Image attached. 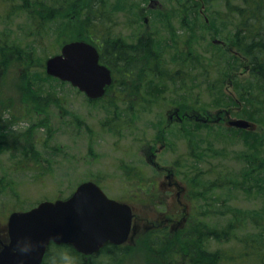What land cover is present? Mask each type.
<instances>
[{"label": "rangeland", "instance_id": "374dc122", "mask_svg": "<svg viewBox=\"0 0 264 264\" xmlns=\"http://www.w3.org/2000/svg\"><path fill=\"white\" fill-rule=\"evenodd\" d=\"M188 1L202 5L198 17L181 12L179 3L183 0H104L98 5L99 13L93 10L95 3L72 1L78 8L89 9L84 10L72 29H66L62 38L56 33V23L37 34L36 22L28 15L32 9L0 17V236L4 242L9 240L8 221L13 212L30 210L42 201L68 199L80 184L92 181L109 197L133 209V231L124 249L127 253L121 251L118 264H174L171 255L158 257V261L155 252L148 250V231H162L171 245L175 236H181L186 227L198 220L221 236L210 240L207 251H222L226 259L222 264H264V155L254 157L257 166L263 168V176L257 173L252 180L244 181L245 187L242 183V173L253 167L249 152L264 151V147L259 149L255 143L250 146L256 149L245 147L240 136L227 131L230 121L243 119L239 117L243 107L235 79L241 80L239 86L250 88L244 80L250 78L251 68L247 59L238 55L243 65L238 68L233 63L227 67L229 78H225L220 67H211L208 71L212 78L199 80L202 87H194L198 84L193 81L196 69L202 65L196 68L192 60L187 70V64L175 57L177 48L181 54H201L208 61L217 55L209 46L210 41L233 53L236 50L224 40L226 37L215 31L214 35L209 26L207 29V23L212 25V13L206 11L204 0ZM86 15L98 16L109 39L133 46L140 41L137 56H145L146 60L145 65L139 59L133 61L137 72L129 83L126 68L119 65L118 80L98 102H91L71 84H62L46 74L47 61L60 54L66 42L89 39L90 21L85 20ZM81 22L85 28L76 29ZM190 35L198 40L183 50ZM174 40H179L181 47ZM190 47L195 51L188 50ZM181 68L189 72L187 82L181 73L177 74ZM154 72L159 79H154ZM223 79L225 94L236 105L200 110L213 102L206 88L201 89L207 84L219 85ZM180 86H185V90L179 91ZM28 89L36 94L34 103L26 101L23 92ZM179 97L189 105L176 101ZM196 103L201 104L198 115L210 117V123L187 119L168 128L170 110L182 104L187 108L182 112L191 115L196 113ZM249 121L251 127L244 131L264 133L263 126ZM187 130L199 145L195 153L205 154L198 163L192 160L194 169L192 161L185 157L182 167L175 165L176 153L189 150L183 133ZM209 143L214 144L210 150ZM162 146L165 149L160 151ZM27 147L32 150L26 151ZM150 150L159 152L158 163L173 169L177 179H168L165 171L148 165ZM193 172L200 174L212 190L209 197L215 206L209 217L200 218L202 209L190 201L187 184ZM236 219H241V224Z\"/></svg>", "mask_w": 264, "mask_h": 264}, {"label": "trees", "instance_id": "16d2710c", "mask_svg": "<svg viewBox=\"0 0 264 264\" xmlns=\"http://www.w3.org/2000/svg\"><path fill=\"white\" fill-rule=\"evenodd\" d=\"M72 1L74 2V4H77L80 0H0V17L7 18L10 15L15 14L20 9H32V11L28 13V15L32 18V21L36 22L35 30L37 34L48 31L47 27L50 24L56 23L58 24L59 28V31H57L56 33L59 32V37L62 38V36L67 33L66 29H72L73 25L76 23L75 21L79 20V16L83 14L84 10L88 11L89 9L87 7L78 8V6H74L73 3H70ZM87 1L88 4L95 3L97 5L93 6L94 11H98V13L99 11H101L100 9L98 10V5L102 4L104 0ZM202 4L204 7H206V11H210L212 13L210 17L212 25H209L208 23L206 24V27L209 26L211 29L209 27L207 29L213 31V33L215 31V33L220 36L226 37L224 40L229 42L230 45L235 48V53H233L229 48L224 47L223 45H215L210 41L209 46L217 53L213 60L208 61L201 54H181L179 52V48L176 49L175 57L177 56V59L179 61L185 62L187 64V70L189 64L192 63V60L196 68L199 65H202L198 67L195 72L196 76L193 81L194 83L198 82V84H194V87L196 88L202 87L199 80L206 81L212 78L211 74H209L208 71V69H210L211 67L212 70L213 67L214 69L220 67L225 74V78H229L230 71L228 68L230 65L237 64L238 68L243 65V61L238 55L246 58L248 61V65H250L251 68V76L246 81L244 80V82L249 83L251 87L245 88L243 86L245 84L239 86L241 80H239L237 76V78L235 79V90L238 94L240 105H242L243 107L240 111L239 117L251 120L264 127V0H204ZM70 6L73 7L70 8ZM99 7L101 8V6ZM201 7L202 5L200 3L195 2L193 4L192 1V3L190 4L188 0H183V2L179 3L181 12L192 13L191 15L194 14L197 17L200 14L199 9ZM87 19L90 21V23L88 24L89 28L99 29L100 33L94 34L95 36H91L89 34V39L82 38V40L90 41L91 38H101L104 41L105 45V56L103 59L104 62H108L112 66L113 64L118 63L119 65H122L124 68H126V76L131 78L135 77L133 76V74H136L137 70L135 69L136 65L135 63H133V61H137L139 59V61H141L143 65H145L146 62V60H144L145 56H137V48H141L140 45L142 43H140V45L138 46L140 42L139 41L136 46H133L127 45L126 42H123L119 39H109L108 32L107 34H103L106 28L104 27L103 22H98V16L95 15L93 17H89L88 15H86L85 20ZM56 21H58V23ZM67 22H69V26L67 25ZM186 27L190 28V22ZM83 28H85V26L82 24V22L78 25V27H76V29L79 30H82ZM189 38H191V35L187 37L183 47L180 46L179 40H174V43L184 50L186 45L193 46V42H196L198 40L195 37L191 38L189 42ZM191 49L195 51V49L192 47L188 48V50ZM157 58H159V55H157ZM238 62H240L241 64L239 65ZM155 63L157 64L156 61ZM137 69H140V66H138ZM179 73L183 75V81L187 82L185 81V79L187 78L186 76L189 75V72L184 68H181V70H179L177 74ZM154 74V79H159L155 78L159 77L156 72H154ZM224 81L225 80L223 79L219 83V85L215 83L207 84L204 88L201 89L202 91H205L206 88L207 93L213 102L208 103L207 106H202V108L201 104L196 103L194 107V112H196L194 113V117L197 116L196 114L199 111V107L201 108L200 110H207L208 108L220 109L236 105L234 103V100L227 94H225L224 88L226 83L224 84ZM151 84L155 85L156 88L158 87V85L154 82H152ZM178 90L184 91L185 86L178 87ZM154 91L158 93L157 90L154 89ZM148 93L151 94L150 91ZM23 94L25 95L27 102H35L34 100L36 99V94L31 91V89L23 92ZM159 94L165 95L166 92H159ZM176 101L189 105L188 101L182 97H179V100ZM179 107L181 108V111L183 109H187L182 104H180ZM219 130L220 134L224 137V133L221 131V129ZM227 131L232 134L234 132L235 134L240 136L243 142L246 144L245 147L253 148V146L250 145L254 143L258 144L259 149L264 147V133H256L255 135L251 132H247L244 130H234L233 128H230L229 130L227 129ZM183 133L184 138L187 140L186 148H188L189 150L180 152L182 154L180 160L181 162L186 163V161L183 160L184 157L187 159L193 157L194 161L198 163L201 157H205V154L195 153L199 149V145L196 142V138L193 137L189 130ZM210 146H214V144L209 143V146L207 147L208 150L211 149ZM28 150H32V147H27L26 151ZM249 153L253 157V159L254 157L260 158L261 155H264V151ZM248 159L250 160L249 163L252 164L253 167L245 170L242 173L244 177L242 182L243 187L246 186V183L244 181L252 180L257 175V173L259 177L263 176V168L257 166L255 159L254 161H252L250 158ZM195 174L196 177H194L192 180H189L190 182L194 183L197 186L200 182L205 181L202 177L197 175L198 173ZM207 189L208 190L206 191V195H210L212 190L208 185ZM211 201L213 202V197H211ZM207 204V210L202 213L204 217H209L210 209L215 206V204L211 202ZM241 222V219H236V223L241 224ZM191 231L192 229L187 227L186 230L181 233V236H175L171 240L172 244L170 245L167 242V236H163L165 234L162 231L149 230L148 232L151 237L148 240L146 246L148 247V250H150L151 252H155L154 257L157 258L158 261H160L158 257L167 258V255H171V259L174 264H177L183 258H192L194 255H196L195 257H193V259L195 260L191 261L190 264H222V261L226 260H224L225 255L222 251L216 253H211V249L207 251L210 240L213 238L218 239L221 237L216 232L210 229V225L200 220L199 225L195 226V231L197 233H193L192 235ZM168 247L169 250L167 249ZM125 248L126 246L118 247L108 244L97 254L85 256L78 253L74 250L73 247L68 245H51L48 248L43 264H118V257L120 254H122L121 251H123L124 254L127 253V251H124ZM167 252H169V254Z\"/></svg>", "mask_w": 264, "mask_h": 264}, {"label": "water", "instance_id": "95a60500", "mask_svg": "<svg viewBox=\"0 0 264 264\" xmlns=\"http://www.w3.org/2000/svg\"><path fill=\"white\" fill-rule=\"evenodd\" d=\"M46 71L70 82L91 99L101 98L112 83L110 70L99 64L97 50L80 41L65 45L61 54L50 58ZM178 112L176 109L174 114L178 116ZM229 125L251 127L244 119ZM133 218L130 205L110 199L95 183L84 182L69 199L44 201L26 212L12 213L9 243L0 251V264H42L51 244L69 245L84 255L96 254L108 244L126 243Z\"/></svg>", "mask_w": 264, "mask_h": 264}, {"label": "flooded vegetation", "instance_id": "af4514ba", "mask_svg": "<svg viewBox=\"0 0 264 264\" xmlns=\"http://www.w3.org/2000/svg\"><path fill=\"white\" fill-rule=\"evenodd\" d=\"M97 33H100L99 32V29H89V34L91 35V36H95L94 34H97ZM103 34H107V32H103ZM105 37H106V35H105ZM90 41H92V42H94V43H96V47L98 48V50H99V52H100V54H103V50L105 49V45H104V41L100 38H98V37H96V38H94V39H90ZM103 62V61H102ZM104 63V62H103ZM110 69H111V72H112V76H113V82H112V84L109 86V87H107V89H106V91H105V94H104V96H103V98L102 99H104L105 97H106V95H107V93H108V91L115 85V83H116V80H118V74H119V68H120V66H119V64L117 63V64H113V66L111 65V64H109L108 62L107 63H105ZM117 68H118V70H117ZM133 76H135V74H133ZM125 77H126V79H127V81H126V83H129V79L131 78V77H128V76H126L125 75ZM132 79H135V77H133ZM49 97H50V95L46 98V99H49ZM176 109H178V108H175L174 110H170L169 111V118H168V122H170V120H171V122L173 121V119H174V111L176 110ZM181 109V108H180ZM172 111H173V113H172ZM180 112V111H179ZM188 115V114H187ZM182 120V119H181ZM165 149V146H162V148L160 149V151L161 150H164ZM158 153L159 152H153V151H151L150 150V153H148L147 154V161L148 162H151L150 164L148 163V165L150 166V167H152V168H154V169H156V170H159L160 171V169L158 168V167H156V166H154L156 163H158V161H157V155H158ZM176 156H177V160H178V157H181L182 156V154H179L178 152L176 153ZM190 160L192 161V160H194V158L193 157H190ZM191 163V162H190ZM175 165L176 166H178V163H175ZM192 167H193V169H194V166H193V161H192ZM191 167V168H192ZM161 171H165L166 173V177L168 178V179H177V175H176V173L174 172V170L173 169H167V168H165V167H163L162 168V170ZM194 177H196V174L193 172V174H191V176H189V180H192ZM187 186H188V188H189V198H190V201H192V202H196L197 204H196V206H197V208L199 209H202V213L203 212H205V210H207V206H208V204L207 203H209L210 202V197H209V194L208 195H206V191L208 190L207 189V185H206V183H205V181H203V182H200L197 186L194 184V183H192V182H189L188 184H187ZM196 186V187H195ZM178 197H180V194H178ZM197 209V210H198ZM195 213H196V211H194ZM200 216V215H199ZM200 218H205L203 215H202V217L200 216ZM199 217H198V219H200ZM198 219H196V220H198ZM195 220V219H194ZM201 221H203V220H201ZM199 223H200V220H198V222H195V224L194 223H192L190 226H188V228H190V229H192V231H191V234L193 235V233H197L196 231H195V226H198L199 225ZM187 228V227H186ZM194 230V231H193ZM206 243H207V241H206ZM196 255H194L193 257H195ZM193 257L192 258H186V259H182V261L183 262H181V264H190V262L191 261H194L195 259H193Z\"/></svg>", "mask_w": 264, "mask_h": 264}]
</instances>
